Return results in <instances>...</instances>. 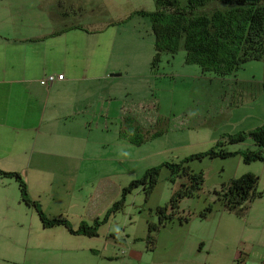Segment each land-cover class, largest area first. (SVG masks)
Segmentation results:
<instances>
[{"label": "crops", "instance_id": "obj_1", "mask_svg": "<svg viewBox=\"0 0 264 264\" xmlns=\"http://www.w3.org/2000/svg\"><path fill=\"white\" fill-rule=\"evenodd\" d=\"M87 3L89 0H0V169L19 172L29 199L49 218L66 215L75 223L74 229L83 222L94 224L110 209L96 202L106 185L120 175L119 170L111 169L112 152L104 153L120 140L121 124L112 123L110 117L122 114L115 101L116 80L122 76L121 55L133 54L141 38L139 28L127 27L132 10H125L120 0H92L93 10L107 9L109 15L86 21L79 16ZM52 74L64 78L41 83ZM0 178L19 194L20 204L35 209L22 200L15 178L1 174ZM220 205L223 212H230ZM190 220L180 221V227L174 229L180 231H172L162 241V252L150 259L145 254L151 250L146 233L139 237L141 241L125 240L128 251L119 246L116 260H104L113 264H238L246 251L244 264H264V240H254L247 233L248 222L243 221L242 234L238 223L234 236V228L225 221L217 230L203 223L190 228ZM43 228H65L69 234L87 236L72 233L65 225ZM120 237L109 229L102 245L115 247ZM218 237L221 245H217ZM229 238L235 246H226ZM255 246L261 247L260 253Z\"/></svg>", "mask_w": 264, "mask_h": 264}, {"label": "rangeland", "instance_id": "obj_2", "mask_svg": "<svg viewBox=\"0 0 264 264\" xmlns=\"http://www.w3.org/2000/svg\"><path fill=\"white\" fill-rule=\"evenodd\" d=\"M91 2L89 0L85 5L86 10H81L79 17L87 21L94 16L109 15L107 9L93 10ZM120 2L125 10H132L133 19L127 27L139 28L141 38L136 51L131 52L133 54L121 55L123 69L122 76L116 80L115 101L119 102L122 114L110 115L112 123L118 124L119 121L121 124L120 140L117 146H107L104 151L112 152L115 158L111 169L119 170L120 175H116L106 185V191L96 204L109 205L111 209L131 180L140 178L148 168L160 165L158 183L148 198L143 186L134 188L126 195L123 207L110 212L108 221L99 229L103 223L100 224V236L89 238L69 234L65 228L44 229L38 212L20 204L17 197L19 194L13 193L10 185L9 189L4 186V180L0 178V264H96L99 259V264H113L104 258L116 260L115 252L118 253L119 246L121 250L128 251L125 240L141 241L139 237L146 236L148 223L159 221L157 207L169 203L174 191L188 181L181 176L182 168L173 172L171 167L161 163L179 162L212 147L239 152L255 150L257 147L250 136L241 142H229L228 137L264 124V59L250 60L236 73L223 76L205 72L198 64L187 63L186 50L181 47L174 54H162L158 65L153 67L155 38L151 20L135 12L154 10L155 1ZM131 139L133 142H130ZM220 140L223 141L221 145L217 144ZM185 165H189L193 172H202L205 178L202 189L180 203L181 211L191 219L188 224L190 228L196 223H203L205 227L219 230L225 221L234 228V232L238 223H241L242 234L245 221L248 222L247 233L253 235L254 240H264V161L246 163L238 153L229 157L193 158L185 162ZM248 172L259 177L257 191L262 195L249 202L246 208L238 206L234 212H239L240 216L233 212H223L220 202L216 200L215 191L220 190L231 178ZM210 204L214 211L207 212V220H204L205 217L200 218V212ZM241 216H244V220ZM104 217L101 215V218ZM70 222L72 226L75 224L72 219ZM179 223L176 219L157 232L156 248L160 246L155 251L145 250L147 258L162 252V241L172 231H180L177 228L174 230L180 227ZM182 227V233H186L187 228ZM109 229L115 234L120 233L122 237L116 241L115 247L110 244L105 248L102 245L103 236ZM109 239L115 237L109 235ZM221 241L222 238L218 237L217 245H221ZM225 241L228 242L227 247L236 245L230 238ZM262 243L264 245V241ZM256 249L261 252V247L257 246Z\"/></svg>", "mask_w": 264, "mask_h": 264}, {"label": "trees", "instance_id": "obj_3", "mask_svg": "<svg viewBox=\"0 0 264 264\" xmlns=\"http://www.w3.org/2000/svg\"><path fill=\"white\" fill-rule=\"evenodd\" d=\"M154 1V10L143 9L135 12L148 16L151 20L152 34L155 38L153 67L158 65L162 54H174L181 47L186 50L187 63L198 64L205 72L210 71L223 76L236 73L250 60L264 59V0ZM247 136L254 140L257 146L255 150L239 152L224 148L216 150L212 147L207 151L189 155L179 162L161 163L171 167L173 172L182 168L181 176L188 181L174 191L169 203L157 207L159 221L148 223L146 241L149 249L156 248V234L161 228L176 219L181 222L189 220V216L183 215L180 203L186 197L195 196L203 187L205 182L203 173L193 172L189 165H185V162L193 158L229 157L238 153L243 156L246 163L264 161V124L247 132L241 131L229 135L228 141L241 142ZM130 142H133V139ZM222 142L220 140L217 144L221 145ZM160 169V165L150 167L140 178L131 180L123 188L122 197L113 203L104 218L96 220L94 224L83 222L77 229L72 227L65 216L47 217L36 201L29 199L26 181L19 172L0 169V174L18 181L22 200L34 205L44 227L65 225L72 233L97 236L100 224L106 221L114 210L123 207L126 195L134 188L143 186L146 197H149L158 183ZM258 180L259 177L251 172L231 178L220 190L215 191L216 200L230 212L235 211L238 206L246 208L249 202L262 195L257 191ZM212 210L213 206L210 204L200 214L206 217L207 212ZM245 260L246 254L244 256L243 253L238 264H244Z\"/></svg>", "mask_w": 264, "mask_h": 264}, {"label": "built area", "instance_id": "obj_4", "mask_svg": "<svg viewBox=\"0 0 264 264\" xmlns=\"http://www.w3.org/2000/svg\"><path fill=\"white\" fill-rule=\"evenodd\" d=\"M63 78H64L63 74H59V75H53L52 74V75H49L48 77L42 79L41 83L47 85L49 83L54 82L56 79H63Z\"/></svg>", "mask_w": 264, "mask_h": 264}, {"label": "water", "instance_id": "obj_5", "mask_svg": "<svg viewBox=\"0 0 264 264\" xmlns=\"http://www.w3.org/2000/svg\"><path fill=\"white\" fill-rule=\"evenodd\" d=\"M116 74H119V73H116Z\"/></svg>", "mask_w": 264, "mask_h": 264}]
</instances>
